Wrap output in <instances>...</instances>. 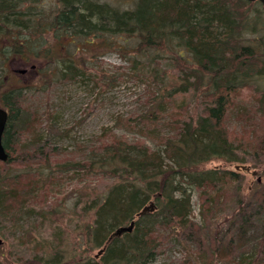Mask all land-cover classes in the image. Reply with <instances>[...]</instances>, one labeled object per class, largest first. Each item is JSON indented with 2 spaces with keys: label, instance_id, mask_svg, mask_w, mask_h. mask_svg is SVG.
I'll return each mask as SVG.
<instances>
[{
  "label": "rangeland",
  "instance_id": "1",
  "mask_svg": "<svg viewBox=\"0 0 264 264\" xmlns=\"http://www.w3.org/2000/svg\"><path fill=\"white\" fill-rule=\"evenodd\" d=\"M33 1L36 0L25 1L20 8L25 9ZM100 1L120 8H131L136 2ZM36 2L46 11L58 8L57 0ZM14 33L17 31L0 34V50L3 46L10 48ZM25 34L28 43L22 48L27 50L28 56L11 55L3 68L0 62V71L6 74L8 89L25 86L20 99L24 113L17 122L21 126L19 138L11 154L16 163L14 171L20 173L14 193L28 192L30 197H26L24 207L12 206L20 215V230L4 226L12 225L8 220L0 222V228L9 237L0 244V264H27L37 253L60 259L63 264H74L78 257L94 256L97 252L88 236V224L93 221L95 212L93 200L117 182L108 168L100 166L103 157L106 158V148L120 144L164 150L163 142L177 136L184 122H195L205 112L211 100L204 91L207 77H203L205 82L199 85L201 87L191 85L196 79L200 81L202 72L182 70L183 65L172 57L173 53L138 52L135 40H129L128 47H124L123 40L109 37L111 43L102 38L89 49L76 53L75 60L81 65L82 74L70 78L69 74L63 76L59 71L61 64L51 65L45 57L70 58L74 49L71 45L57 40L53 33L43 35L37 30ZM16 69L26 73H17ZM184 79L186 84L190 82V89L173 94V85L180 87ZM261 83L264 85L263 79ZM232 96L233 103L223 123L238 137L239 156L247 160L241 163L250 164L251 169L258 170V175L235 168L239 163L222 158L202 164L206 168L235 170L237 179L227 185L218 184L214 191L190 187V220L195 226L180 228L177 224L150 223V219H156L153 211L157 209L150 210L139 221L137 229L139 233L146 229L151 231L148 237L155 244L151 264H204L196 262L199 257L194 250L198 244L213 240V230H220L221 235H218L222 236L236 219L239 204L249 206V212L259 208L255 197L258 187L264 188V154L260 156L259 149L255 157L252 149H246L250 144H243L241 140L251 139V146H259L264 133L261 120L264 111L262 107L259 110L258 97L249 89ZM251 131L253 138L248 137ZM109 163L107 161L108 167ZM258 178L262 179L260 186H257ZM210 193L216 201L208 205L205 197ZM150 202L155 204L154 197ZM206 208L214 212L213 217L206 214ZM217 217L224 222L219 224ZM211 221L217 222L216 228ZM259 224L256 220L257 229L261 228ZM125 225L128 226L129 221ZM256 233L250 230L248 236ZM207 253L209 250L203 255ZM237 261L232 258L231 264H238Z\"/></svg>",
  "mask_w": 264,
  "mask_h": 264
},
{
  "label": "trees",
  "instance_id": "2",
  "mask_svg": "<svg viewBox=\"0 0 264 264\" xmlns=\"http://www.w3.org/2000/svg\"><path fill=\"white\" fill-rule=\"evenodd\" d=\"M25 1L28 0H0V34L17 31L12 34L10 48L3 46L0 50L2 68L11 55L28 56L27 50L22 48L28 43L25 32L40 30L43 35L53 33L57 40L74 48L70 58L53 60L45 57L51 65L61 64L59 71L63 76L69 74L70 78L82 74L79 71L81 65L75 60L76 53L89 49L102 38L111 43L109 37L123 40L124 47H128L129 40H135L134 47L138 52H154L156 55L173 53L172 57L183 65L182 70L202 72L200 81L196 79L191 85H202L205 82L203 77H207L204 91L211 100L205 106V112L195 122H184L177 136L163 142L164 150H152L146 145L139 149L117 144V147L106 148L108 156L100 163L101 167L114 174L117 182L100 196L99 204H94L96 211L93 221L88 224V236L94 248L105 247L99 260L82 255L76 263L109 264L116 260L117 264H148L153 260L150 257L155 247L148 237L151 231L146 229L139 233L137 229L139 221L149 214L140 215L148 201L153 197L155 199L157 210L153 211L154 222L177 224L180 228L195 226L189 217L190 195L187 187H204L214 191L219 181L227 185L237 179L238 173L228 168L202 167V164L214 158L237 163L247 161L239 156L241 146L236 142L238 137L223 122L231 109L232 95L244 89H249L254 97H258L259 110L262 107L264 111V85L261 83L264 80L262 5L257 0H136L133 7L120 8L100 0H57L58 8L46 11L37 0L25 9L20 8ZM4 76L6 74L0 71L1 106L9 111L3 143L7 150H13L21 128L17 122L24 113L20 99L21 89L25 86L8 89ZM185 80L178 83L180 87L173 85V94L190 89V82L188 85ZM261 120L264 122V112ZM253 135L251 131L248 137L253 138ZM260 139L258 147L251 146V139L247 142L241 140V143L250 144L246 149L255 153L260 149L261 156L264 154V133ZM14 162L11 154L7 161H0V222L3 219L4 222H12V225L4 226L17 231L20 230V215L12 206L24 207L30 193H14L20 176L18 171H14ZM260 184L262 181L257 182V186ZM169 189L174 191L170 193ZM175 192L180 194L176 196ZM256 195L259 208L249 212V206L239 204L236 219L231 221L222 236H219L220 230H213L218 239L198 244L194 250L199 257L196 262L231 264L232 258H235L238 264H264V188L258 187ZM208 196V205L216 201L215 196L211 198L213 194ZM206 211L208 216L213 217V211L208 208ZM217 219L219 224L224 222V219ZM256 220L260 222V229L256 228ZM128 221H135L133 230L124 231L121 236L116 234L115 230ZM217 222L210 223L216 228ZM250 230L257 231L256 235L248 236ZM0 238L3 241L9 238L1 228ZM104 242L108 243L103 245ZM208 250L209 253L203 255ZM27 264L63 263L46 257L44 253H37Z\"/></svg>",
  "mask_w": 264,
  "mask_h": 264
},
{
  "label": "water",
  "instance_id": "3",
  "mask_svg": "<svg viewBox=\"0 0 264 264\" xmlns=\"http://www.w3.org/2000/svg\"><path fill=\"white\" fill-rule=\"evenodd\" d=\"M251 1H253V0H251ZM260 1L263 4V8H264V0H260ZM20 71H22V70H20ZM7 119H8V112H7V110L0 106V159L1 160H6L8 158V153L6 152V149H5V147L3 145V142H2V135H3V132H4V128L6 126V123H7ZM236 167L237 168L241 167L242 169L250 170V166L247 165V164L236 165ZM252 173L253 174H256L257 171L256 170H253ZM150 207L153 208L152 204L150 206H145L141 210L140 213H145ZM133 225H134V222L132 221L129 226H121V227H119L116 230V234H121L124 231H130V230H132ZM1 242H2V239H0V243Z\"/></svg>",
  "mask_w": 264,
  "mask_h": 264
},
{
  "label": "bare ground",
  "instance_id": "4",
  "mask_svg": "<svg viewBox=\"0 0 264 264\" xmlns=\"http://www.w3.org/2000/svg\"><path fill=\"white\" fill-rule=\"evenodd\" d=\"M4 109H6L7 110V112H8V116H9V111H8V109L7 108H5V107H3ZM15 121V120H14ZM7 122H8V119H7ZM18 124V123H17ZM6 126H7V123H6ZM6 126H5V128H4V132L6 131ZM4 132H3V135H4ZM3 135H2V142H3ZM3 145H4V143H3ZM4 147H5V145H4ZM5 149H6V152L8 153V158H9V154H11V150H7V148L5 147ZM12 155V154H11ZM108 156V154L106 155V157ZM8 158L6 159V160H1L0 159V161H7L8 160ZM103 159L105 160L106 158L105 157H103ZM172 173V172H171ZM220 183H222L221 181H219V184ZM191 187V186H190ZM190 187H187V192L189 193V195H190V213H189V217L191 216V214H192V205H191V191H189V189H190ZM170 191V193H172L173 191H174V189H169ZM180 193L179 192H175V195L176 196H178ZM206 199H208L209 198V196H207V197H205ZM99 202H100V197H98V199H96V200H93V205H92V207L94 208V210L96 211V208H95V206H94V204H99ZM156 205V204H155ZM95 213V212H94ZM147 213H140V215H142V216H144V215H146ZM154 221H156V219H154V218H152V219H150L149 220V222L150 223H155ZM120 227V226H119ZM121 236V235H120ZM108 242H104V244L103 245H105V244H107ZM119 243V242H118ZM104 247L105 246H103V247H95V249L97 248V252L94 254V256H87V257H90V258H93V259H95V260H99V256H100V254L102 253V251H103V249H104ZM153 257H154V250L152 251V254H151V257L150 258H152L153 259ZM58 261H61L60 259H57ZM154 260V259H153ZM152 260V261H153ZM152 261H149L148 262V264H151L152 263ZM78 262V261H77ZM62 263H63V261H62ZM74 264H78V263H74ZM109 264H117V262H116V260H113L112 262H110Z\"/></svg>",
  "mask_w": 264,
  "mask_h": 264
},
{
  "label": "flooded vegetation",
  "instance_id": "5",
  "mask_svg": "<svg viewBox=\"0 0 264 264\" xmlns=\"http://www.w3.org/2000/svg\"><path fill=\"white\" fill-rule=\"evenodd\" d=\"M16 70H17V69H16ZM16 70H15V72H17ZM17 73H18V72H17ZM24 73H26V71H25V70H22V71H21V74H24Z\"/></svg>",
  "mask_w": 264,
  "mask_h": 264
}]
</instances>
